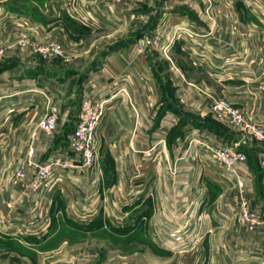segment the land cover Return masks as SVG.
Here are the masks:
<instances>
[{"label":"crops","instance_id":"1","mask_svg":"<svg viewBox=\"0 0 264 264\" xmlns=\"http://www.w3.org/2000/svg\"><path fill=\"white\" fill-rule=\"evenodd\" d=\"M6 1L0 0V11L12 15L4 9ZM259 3L264 14V0ZM87 6L78 13L71 7L70 17L83 26L96 23ZM186 7L171 11L179 27L173 38L158 45L139 41L90 70L102 75L87 79L83 95L86 87L88 96L101 94L103 84L125 75L128 98L106 106L95 133L97 167L70 173L45 202L22 198L11 175L22 168L31 178L34 166L51 157L73 161L68 139L75 124L63 129L73 122V96L55 78L31 75L38 63L28 50L13 47L17 27H30L45 40L52 34L44 25L0 17L3 59L10 58L0 65V264H54L50 259L59 250L78 247L73 237L85 235L114 242V256L105 242L97 264H169L171 259V264H264L260 230L249 233L236 219L237 189L203 171L197 159L201 148L188 144L191 138L211 145L235 141L218 128L238 135L213 118L214 100L253 111L256 123L264 125V22L249 0ZM103 73L110 80H103ZM37 82L54 84L50 97L59 114L51 135L36 130L46 112L45 101L31 95ZM208 123L212 130L204 127ZM248 147L238 168L252 206L260 211L264 201L257 183L264 174L250 164L255 148ZM256 154L260 159L264 153Z\"/></svg>","mask_w":264,"mask_h":264},{"label":"rangeland","instance_id":"2","mask_svg":"<svg viewBox=\"0 0 264 264\" xmlns=\"http://www.w3.org/2000/svg\"><path fill=\"white\" fill-rule=\"evenodd\" d=\"M165 1L166 0H85L83 2L80 0H7L4 9L6 8L5 10L7 12L9 9L12 10V15L0 11V17L6 21H18V25L23 24L27 19L33 22L37 19L38 22L44 25L43 27L46 31H49L52 35L45 38V40H38L35 33L31 31V28L26 27L25 29H27L32 38L43 44L56 41L64 49V57L51 58L36 56L31 53L30 50H25L30 52L29 56H33L32 58L39 65V67H34L35 69L32 70L33 72L31 73H34L33 75L42 74L47 77L55 78L58 82L65 84L69 95L73 96L72 102L74 109L71 119L73 122L72 124L65 123L63 126V129L66 128L65 130H69L73 124H76L75 121L77 122L78 117H76V115H79L81 103L84 98L107 101L105 109L106 106H111L116 99L128 98L129 91L126 88L125 81H122L125 75L119 76L116 81L111 80V83L109 84L108 82V85L103 84L102 86L107 88L101 93L102 95L96 90L94 91L95 94L92 93L88 96L87 94L90 92L89 87L85 88V92H88L85 94L87 97L83 95L84 93L82 91L86 85L87 79L95 80L96 76L102 75V73H99L100 75H90V70H99L105 62V57L118 50H129L139 41H156L158 45L161 40L168 41L170 38L176 36V33L179 32L178 21L172 20L174 14L172 15L171 11L175 12L176 10L183 9L188 11L186 6L189 7V4H191L192 7L202 4L210 5L216 2L218 4H224L228 0H170V3L167 2L166 5L164 4ZM10 2H12V6L9 5ZM83 4H87V8H92L88 9V11L93 13L96 20V23L90 26H83L70 17V15L73 16L71 7L75 5L76 12L78 13L77 8L81 7ZM89 5H91V7ZM93 10H95V12H93ZM95 13L96 15H94ZM144 46H138V49L143 50L146 47ZM9 59L10 58L6 60ZM6 60L0 58V65L3 61L7 62ZM110 62L115 64L113 60H110ZM108 76L109 75L103 73L102 79L104 77L107 79L109 78ZM45 103L46 102H44V104ZM44 107L46 111L47 103ZM260 126L264 127V125ZM218 128L222 130V133L228 132L227 135L233 137L235 143L240 142L237 150L245 156V160L248 156H246L247 153H244L245 151L243 148L245 147L248 151L251 150L248 146L253 147V149L255 148L256 150L254 149V152H250V160L249 158L248 160L250 164L256 165L259 170H262L258 162L259 157H257L256 154L257 152L264 153V145L262 143L255 140L241 141L240 136L236 133H230L225 126L218 124ZM241 143H243L244 146H241ZM17 171L18 170H15L13 172L11 180ZM262 181H264V179L262 180V178H259L257 183L260 196L263 195L264 182ZM80 192L82 193V191ZM82 228H86V225L82 226ZM97 236L98 235H85L84 238L73 237V242L79 246L68 250L64 248L63 251L59 250L55 258L50 260L54 264H72L73 262L74 264H97L100 257L99 249L102 248L105 242L109 243L112 247L111 256H114V242L111 240L106 241L104 239H99ZM86 245H91L89 251L84 250ZM66 254H69L72 258L64 256ZM172 260L173 259H171V263Z\"/></svg>","mask_w":264,"mask_h":264},{"label":"built area","instance_id":"3","mask_svg":"<svg viewBox=\"0 0 264 264\" xmlns=\"http://www.w3.org/2000/svg\"><path fill=\"white\" fill-rule=\"evenodd\" d=\"M249 1L258 19L264 22V14L260 12L262 10L259 7V0ZM13 47L28 49L34 55L44 58L65 56V51L58 42L40 43L32 38L27 29L21 27L16 30ZM4 55L5 47L0 45V58H3ZM43 84L44 87H41L37 82L31 90L34 99H41L47 103L46 112L37 123L36 130L51 135L57 129L59 111L57 105L51 102L50 97L54 84L52 82ZM106 103L107 101L101 99L84 98L82 100L77 122L68 139V150L73 155V161L60 157L48 158L34 166L35 171L31 178L27 177L24 169H18L12 177V185L14 189L19 190L22 198L45 202L53 196L60 183L70 173L73 171L92 172L97 167L95 133L103 118ZM211 113L217 122L233 128L240 136L241 141L255 140L264 145V127L256 123L252 116L253 111L247 113L243 109L233 107L226 100H214ZM188 144L201 148L197 159L203 171L215 174L217 182L222 186L237 189V198L234 202L236 219L239 225L249 233L259 229L264 243V205L263 209L258 211L252 206V201L246 193L245 184L238 168L245 161V156L237 150L240 142L223 141L219 145H211L191 138L188 140ZM259 162L264 174L263 155H260Z\"/></svg>","mask_w":264,"mask_h":264},{"label":"trees","instance_id":"4","mask_svg":"<svg viewBox=\"0 0 264 264\" xmlns=\"http://www.w3.org/2000/svg\"><path fill=\"white\" fill-rule=\"evenodd\" d=\"M34 73H32L31 75H33ZM33 76H35V75H33ZM212 126V123H208L206 126H204L207 130H212L213 129V127H211ZM217 127V126H216Z\"/></svg>","mask_w":264,"mask_h":264}]
</instances>
